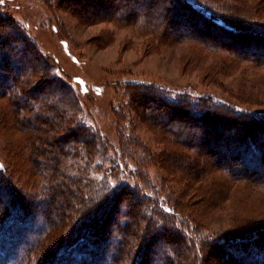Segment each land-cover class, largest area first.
Segmentation results:
<instances>
[{"label":"trees","instance_id":"16d2710c","mask_svg":"<svg viewBox=\"0 0 264 264\" xmlns=\"http://www.w3.org/2000/svg\"><path fill=\"white\" fill-rule=\"evenodd\" d=\"M58 1L88 24L136 29L147 38L145 53L152 38L157 45L185 42L197 47L199 57L226 52L232 61L264 68V50L241 55L213 41L221 33L264 38V21L256 19L264 17V0H250L248 7L242 0H195L198 6L190 0ZM22 30L0 14V128L6 121L22 132L17 146L11 141L13 157L0 162V264H29L38 248L50 264H62L58 251L71 232V240L85 238L82 258L71 264H264V250L248 240L264 236V217H235L234 226L212 229L171 191L174 176L189 177L190 171L203 190L197 201L207 204L235 197L236 184L264 186V112L134 81L126 85L127 109L117 115L115 146L94 128L80 96L61 78L43 90L50 71L41 52L32 51V62L28 58L33 43ZM97 39L104 46L113 40ZM129 110L165 144L163 152L127 128ZM32 226L37 229L28 232ZM66 226L56 248L57 241H45L50 230Z\"/></svg>","mask_w":264,"mask_h":264},{"label":"rangeland","instance_id":"374dc122","mask_svg":"<svg viewBox=\"0 0 264 264\" xmlns=\"http://www.w3.org/2000/svg\"><path fill=\"white\" fill-rule=\"evenodd\" d=\"M190 1L198 6L195 0ZM242 1L246 7L252 4L250 0ZM61 4L58 0H3L0 3V14L6 20H16L23 28L22 31L32 40L33 49L31 53H27L31 62L36 59L32 51L44 55L42 63L50 71V82L43 90L48 92L55 86L53 79L61 78L63 86L80 96L84 113L92 119L94 128L108 137L113 145L118 146L120 143L117 115L125 113L127 109L129 95L126 93V85L134 81L155 85L157 88L163 87L175 93L188 92L196 100H203L204 94L213 95L216 100H227L250 111L264 112L263 67L247 60L232 61L226 52L211 51L204 58L199 57L194 45L190 46L185 42L157 45L153 38L152 47L145 53L147 38L139 36L136 29L118 28L112 23L88 24ZM262 15L259 14L256 19L264 21ZM216 21L223 24L219 17ZM222 34L213 41L241 55L248 56L254 50H264L263 37ZM99 35H111L113 40L104 46L97 39ZM236 43L241 46L235 48ZM259 58L264 61V56L260 55ZM33 70L30 72L33 73ZM115 109H118L117 113ZM130 112L132 115L126 126L130 124L131 127L127 128L136 131L143 142L154 151L163 152L165 144L158 140L139 113L129 110ZM1 125L2 163L7 156L10 159L13 157L15 146L11 141L14 140L17 146L16 140L22 137V132L12 131L6 121ZM23 157L27 161L26 152ZM191 173L194 174V171L188 172L189 177L176 174L171 181V191L179 198V204L186 211L194 213L203 225L212 229H226L238 223L234 221L235 217H264V186L254 185L248 190L245 184H236L233 188L235 197L229 196L226 201L214 206L212 203L197 201L203 197V190L200 183L190 176ZM59 213L60 211L56 212L57 215ZM56 220L58 222V218ZM64 223L69 221L65 219ZM37 225L41 227L42 222L37 221ZM35 227L32 226L28 232L37 229ZM68 229L66 226L62 230L58 227L50 230L45 241H57L53 246L56 248L64 241L62 236ZM72 234H68L67 241L63 242L58 251V257L61 253L64 254L62 264L78 263L83 256L81 245L85 238L83 234L78 239L74 235L76 239L73 237L75 240H71ZM248 240L253 248L264 250V236L256 234ZM52 255L55 257L56 254ZM46 257L38 248L31 255L29 264L52 263V258Z\"/></svg>","mask_w":264,"mask_h":264},{"label":"snow or ice","instance_id":"6c2138e0","mask_svg":"<svg viewBox=\"0 0 264 264\" xmlns=\"http://www.w3.org/2000/svg\"><path fill=\"white\" fill-rule=\"evenodd\" d=\"M3 2V0H0V3H2ZM113 194H115V193H113Z\"/></svg>","mask_w":264,"mask_h":264}]
</instances>
